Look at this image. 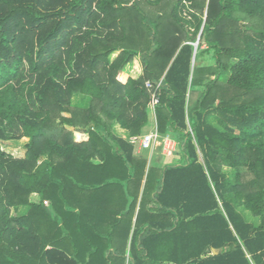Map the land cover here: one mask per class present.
<instances>
[{
	"label": "trees",
	"instance_id": "obj_1",
	"mask_svg": "<svg viewBox=\"0 0 264 264\" xmlns=\"http://www.w3.org/2000/svg\"><path fill=\"white\" fill-rule=\"evenodd\" d=\"M0 264H264V0H0Z\"/></svg>",
	"mask_w": 264,
	"mask_h": 264
},
{
	"label": "rangeland",
	"instance_id": "obj_2",
	"mask_svg": "<svg viewBox=\"0 0 264 264\" xmlns=\"http://www.w3.org/2000/svg\"><path fill=\"white\" fill-rule=\"evenodd\" d=\"M154 1H156V0H154ZM188 15H189V11H185L183 13V17L184 18H188L189 19ZM195 48L196 49H195V54H194L193 61L195 60V55L197 53V44H195ZM202 49H206V47H203ZM199 51H202V50H199ZM212 56H213L212 54H204L202 56L201 60H200L201 63H203V65H205V66H207V65L214 66L215 61L213 60ZM140 67H141V65H140ZM141 70H142V67H141ZM130 71H132V70L127 66V68L125 69V72H124L125 75L132 76V74H130ZM81 103H83L81 97L75 96L73 98V105L74 106H79V105H81ZM149 116H150L149 117L150 118V122H149V125L145 128V130L143 132V135L149 134V133L155 131L156 128H157V126H156V115H155V113H154L153 110H150ZM115 132H116V130H115ZM169 136L175 137L174 135H172L170 133H169ZM75 138L78 141L81 140V139H84L83 137H81L78 134L75 135ZM175 138H177V137H175ZM29 142H30V139H27V140L22 139V140L17 141V142L2 143L1 144V149L4 152H6V153H8L10 155H13L16 158H24L25 155H26V152H27L26 146H27V144ZM176 153L170 154V155H165L159 149H156L154 151H148V150H142L139 147L134 150V154L136 156H141L143 158L148 159L150 165L156 166V167H164V166H166L168 164L178 163V161L181 159V156H176L175 155ZM198 153H199L200 161L203 162V156H202V154H201V152H200L199 149H198ZM151 158H152V160H150ZM223 171L229 177H231V175L233 173V170L232 169H229V168H224ZM31 200L32 201H38V197L37 196H33V197H31Z\"/></svg>",
	"mask_w": 264,
	"mask_h": 264
},
{
	"label": "built area",
	"instance_id": "obj_3",
	"mask_svg": "<svg viewBox=\"0 0 264 264\" xmlns=\"http://www.w3.org/2000/svg\"><path fill=\"white\" fill-rule=\"evenodd\" d=\"M147 88L154 89L151 83H147ZM160 86L155 88L154 94L151 100V109L154 111L155 107L159 103V99L156 95L157 90ZM129 142L135 146L139 147L142 150L154 151L159 149L163 154L170 155L177 152L179 148V143L176 139L172 138L169 135H161L158 130L142 135L139 137H130Z\"/></svg>",
	"mask_w": 264,
	"mask_h": 264
},
{
	"label": "crops",
	"instance_id": "obj_4",
	"mask_svg": "<svg viewBox=\"0 0 264 264\" xmlns=\"http://www.w3.org/2000/svg\"><path fill=\"white\" fill-rule=\"evenodd\" d=\"M135 66H137V67H135ZM128 67L132 70V71H130V74H132V77L137 78V77H139L142 74V70H141L140 64L138 62H135V63H133L132 65H130ZM156 126H157V124H156ZM115 130H116L118 135H120V136H122L124 138L126 137V135L128 133L127 131L121 129L119 125H116ZM78 135H80L81 137L84 138V139H81V140H84V141L88 140V136L82 135V134H78ZM136 148H138V147H135V149ZM150 160H152V158ZM218 253H219V250H218ZM217 254H214V255H217Z\"/></svg>",
	"mask_w": 264,
	"mask_h": 264
},
{
	"label": "water",
	"instance_id": "obj_5",
	"mask_svg": "<svg viewBox=\"0 0 264 264\" xmlns=\"http://www.w3.org/2000/svg\"><path fill=\"white\" fill-rule=\"evenodd\" d=\"M218 253V250H214V254H217Z\"/></svg>",
	"mask_w": 264,
	"mask_h": 264
}]
</instances>
